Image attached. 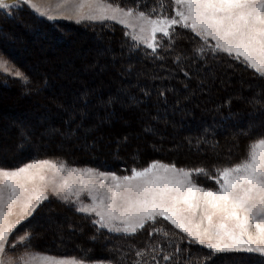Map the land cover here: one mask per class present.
Instances as JSON below:
<instances>
[{"label": "trees", "instance_id": "16d2710c", "mask_svg": "<svg viewBox=\"0 0 264 264\" xmlns=\"http://www.w3.org/2000/svg\"><path fill=\"white\" fill-rule=\"evenodd\" d=\"M106 1L151 17L175 12L172 0ZM125 33L115 22L50 21L26 5L8 14L0 10V52L28 81L0 71V168L51 158L124 176L159 161L203 168L207 174L194 175V182L217 190L210 178L215 171L246 159L249 145L264 138V77L242 58L213 53L190 29L176 26L174 48L160 36L165 47L156 54ZM201 47L205 52L196 54ZM74 48L81 52L75 57L69 54ZM60 204L80 222L59 227L55 207L46 201L24 225L31 236L27 248L20 244L23 249H37V228L48 222L68 239L49 241L43 251L86 262L264 264L257 253H213L162 218L125 236L94 225L93 216L77 212L72 203ZM153 228L169 236H149ZM79 237L83 242L77 246ZM152 246L160 251L153 253ZM138 250L147 254L136 257ZM166 253H175L171 261H162Z\"/></svg>", "mask_w": 264, "mask_h": 264}, {"label": "snow or ice", "instance_id": "6c2138e0", "mask_svg": "<svg viewBox=\"0 0 264 264\" xmlns=\"http://www.w3.org/2000/svg\"><path fill=\"white\" fill-rule=\"evenodd\" d=\"M175 15L160 14L156 18L140 10L123 9L104 0H61L53 15L49 7L34 0H0V10L8 11L26 5L32 12L47 20L66 19L77 24L83 22L114 21L126 28L135 25L129 21H141L138 34L131 39L156 54L165 47L175 46V29L180 26L191 29L213 53L235 56L256 73L264 77V0H172ZM163 7V5H160ZM153 12L156 9H152ZM68 14L65 15L64 13ZM160 33L161 40L157 39ZM128 35L129 33H125ZM209 38L215 42L209 45ZM205 48L196 50L203 54ZM195 59V56L193 57ZM181 57L178 55L176 61ZM0 70L7 71L6 62L0 61ZM15 77L27 84V78L18 70ZM163 96V93H160ZM66 165L50 160H34L14 170L0 169V264H81L76 259H59L49 255L25 252L24 256L10 257L17 244L28 247L31 233L13 236V232L32 216L35 208L47 200V189L65 203L78 204L76 211L86 216L95 214L92 220L99 228L109 232L134 236L158 218L170 222L200 245L213 253L248 252L264 255V138L249 145L246 159L230 167L217 169L214 179L217 190L200 187L193 176L207 174L203 168L186 170L160 162H153L143 169L131 170V175L116 176L93 169H68L75 176L99 177V184H88L91 204H84L80 192L67 179L49 180L47 172L63 173ZM111 175L112 183L105 190V182ZM83 181L81 185L83 186ZM19 209L13 222L9 217ZM199 215V222H194ZM255 229V232L252 229ZM169 236L163 228H153L149 236ZM12 236V240H10ZM151 251L160 249L152 246ZM179 246L175 253H179ZM173 254H164L162 261L173 259ZM146 251L138 250L136 257L143 258ZM27 256L26 260L24 257ZM156 260V256H152ZM135 264H141L136 260ZM147 264V261H144ZM159 264V262H157Z\"/></svg>", "mask_w": 264, "mask_h": 264}, {"label": "rangeland", "instance_id": "374dc122", "mask_svg": "<svg viewBox=\"0 0 264 264\" xmlns=\"http://www.w3.org/2000/svg\"><path fill=\"white\" fill-rule=\"evenodd\" d=\"M34 2H37V3H41L42 6H45V7H49L51 10H52V14L53 15H59V12L60 10H58L56 8V5L57 3H60L61 0H34ZM104 2L106 3H109L107 2L106 0H104ZM114 5V4H113ZM21 6V5H20ZM114 6H117V5H114ZM119 7V6H118ZM176 7V6H175ZM123 8V7H121ZM123 9H128V8H123ZM134 11V14L137 12L135 10ZM65 15H67L68 13L65 12L64 13ZM174 15H175V12H174ZM173 15V16H174ZM151 18H156V17H151ZM54 21H69V20H66V19H57V20H54ZM69 22H73L75 23L74 21H69ZM105 22H114V21H105ZM131 24L135 25L134 28L132 27H128L125 28L128 30V32L131 34H138L139 33V26L140 24L142 23L141 21H138V20H130L129 21ZM84 23V22H83ZM87 23V22H85ZM89 23H104V22H89ZM116 23V22H115ZM191 30V29H190ZM195 34V33H194ZM162 34L158 33L157 34V39H159V37L161 36ZM209 41L213 42V44H215L214 41H212L210 38H209ZM80 49H72V51L69 53L70 56H78L80 54ZM93 56H95V60L96 58L98 57V55L94 54ZM0 61H4L6 62V65H7V71H3V70H0L2 71L3 73L7 74L8 76H11V77H15L14 73L18 70L19 72L22 73V71L12 62V60L8 59L6 56L3 55V53L0 52ZM91 70H92V65H91ZM23 74V73H22ZM24 76V75H23ZM123 120L120 121V124H122L121 126H123V123H122ZM10 123V122H9ZM123 128V127H122ZM73 135V134H72ZM72 135H69L72 136ZM144 144L146 145L145 141L143 140ZM63 145H66L67 143L63 140L62 141ZM60 146V145H59ZM138 147H144V145H140V143H138ZM40 160H50V161H54L56 163H61L63 162L65 165H66V168H65V171L63 173H55L54 171H49L47 172V176L49 178V180H55L57 182L61 181L62 179H67L69 181L70 184H74L75 185V188H74V191H78L80 192V199L81 201H83L84 204H91L92 201L91 199L89 198V195H88V192L85 190L87 188V185L88 184H99L100 183V178L97 176V177H88V176H75L74 174H70L68 172V169H71V168H76V169H81V170H84V169H93L95 170V172L99 173V172H103V173H107V174H114L116 176H119L117 174H115L114 172L112 171H109V170H101V169H98V168H94V167H88V166H80V165H74V164H69V163H66L64 161H59V160H56V159H49V158H44V159H40ZM34 160L32 161H29V162H25L23 163L22 165L18 166V167H15V168H0V169H4V170H14V169H17V168H20V167H23L24 165L28 164V163H31L33 162ZM156 162H159V161H156ZM160 163H163V162H160ZM163 164H166V163H163ZM167 165H170V164H167ZM176 167V166H175ZM178 168V167H176ZM179 169V168H178ZM131 175V174H129ZM125 176V175H124ZM122 177V176H121ZM81 181H83V186L81 185ZM194 181V180H193ZM112 181H111V175H109L107 181L105 182V190L107 189V186L109 184H111ZM196 183V182H195ZM197 185H199L200 187H203L205 189H208V190H213V189H209V188H206L204 186H201L200 184L196 183ZM215 191V190H213ZM47 193H48V199L41 202L34 210L32 216L35 214V212H37L38 208H40V206L45 203L46 201H50L53 205H54V220L58 221L59 223V227H62L63 229H68L69 227H71L70 225V221H75V223H79L80 222V219L76 218V216L73 215V213L71 211H69L65 206L61 205V199L57 198L55 195L52 194V191H51V186H49V188L47 189ZM64 202V201H63ZM76 207L79 206L78 204L75 205ZM53 208V207H52ZM15 214L11 217H9V219L11 221H15L17 219V216L19 215V209H15ZM31 216V217H32ZM93 218L94 219H98V217L95 216V214L93 213L92 214ZM29 217V218H31ZM28 218V219H29ZM27 219V220H28ZM27 220H25L21 225H19L17 227V229L13 232V236H17V234L19 235H24V232H25V229H26V226H24L25 224H27ZM53 220V219H52ZM77 221V222H76ZM194 222H199V215H197L196 219ZM73 225V224H72ZM106 229V228H105ZM253 232H255V229L253 228L252 229ZM27 232L31 233V230H27ZM39 233V234H38ZM112 233H115V232H112ZM18 238V236H17ZM10 240H12V236H10L9 238ZM37 239V240H36ZM68 238H67V235L64 234H60L58 232H56V230L54 229H50L49 227V224L48 222L47 223H44V225L42 227H38L37 228V232H36V237L34 239V241H37L35 243V246L37 249H23L20 244H17V248L14 250V252L18 251L17 253H13V251H10L9 253H7L8 256L10 257H20V256H24L25 252H28V253H38L40 255H49V256H53V257H56V258H59V259H76V260H79L81 262V264H100V263H97V262H86L84 260H80V259H77L73 256H64V255H59V254H52V253H49L47 251H43L42 249V245L44 247L48 246V242L49 241H61V242H64L66 241ZM71 240V239H70ZM47 241V242H46ZM75 243H77V246L79 244H82L83 242V239L82 238H76L75 239ZM27 242V241H26ZM22 245V244H21ZM204 246V245H203ZM38 247H40L41 250H38ZM206 247V246H205ZM233 252H236V251H233ZM239 252H243V251H239ZM13 253V254H12ZM231 253V252H229ZM259 254V253H257ZM26 260L28 259L27 256L24 257Z\"/></svg>", "mask_w": 264, "mask_h": 264}]
</instances>
